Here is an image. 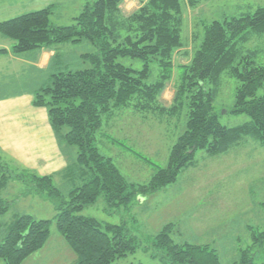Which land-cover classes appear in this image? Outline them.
<instances>
[{
	"label": "trees",
	"instance_id": "16d2710c",
	"mask_svg": "<svg viewBox=\"0 0 264 264\" xmlns=\"http://www.w3.org/2000/svg\"><path fill=\"white\" fill-rule=\"evenodd\" d=\"M200 1L147 0L125 14L121 9L125 0H94L70 26H53L51 8L0 22V35L13 42L15 55L84 41L97 49L84 56L90 59V67L54 75L33 102L35 107L47 109L54 130L67 129L64 140L76 148L77 166L87 181L64 196L51 176L29 172L14 176L33 194L47 195L54 202L58 230L78 257L74 264H112L139 248L138 238L125 224L111 225L83 216L86 207L102 199L112 210L130 205L136 196L167 188L183 170L194 166L198 151L210 156L225 154L246 139L264 147V50L251 46L255 38H264V7L200 24L203 34H197V39L194 34L192 60L179 69L174 105L170 109L160 105L173 78L175 54L184 45L185 3L194 9ZM120 58L141 60L143 69L127 67ZM153 64L158 67L155 81H151ZM225 72L237 84L231 112L250 119L235 128L221 125L214 107ZM185 100L186 130L172 146L167 167H156L147 185L129 184L113 159L102 155L98 147L106 122L126 108L139 113L174 112ZM8 174V166L0 160V215L9 209L1 197L9 179L14 178ZM50 224L31 216L17 218L0 244V264H22L39 252L50 236ZM250 230L252 245L241 250L235 264H253L255 256L264 257V230ZM172 231L173 226L168 225L155 239L165 251L162 264H221L216 250L208 245L177 244Z\"/></svg>",
	"mask_w": 264,
	"mask_h": 264
},
{
	"label": "rangeland",
	"instance_id": "374dc122",
	"mask_svg": "<svg viewBox=\"0 0 264 264\" xmlns=\"http://www.w3.org/2000/svg\"><path fill=\"white\" fill-rule=\"evenodd\" d=\"M93 1L33 0L32 12L51 8V24L65 27L72 25L84 7ZM146 1L125 0L121 9L123 13L130 14ZM262 7L264 0H201L194 9L185 3L184 45L175 54L173 78L160 97V105L165 109L174 105L181 75L180 66H186L192 60L194 34L195 39L197 34L199 37L203 34L200 24L222 20L225 16L237 17L247 12L254 13ZM4 41L12 43L5 37ZM78 46V51L82 52L81 67H77L75 58H71L73 63L69 70L74 72L90 67V59L84 56L97 52L89 41ZM251 46L264 50V38H255ZM118 61L137 71H141L144 66L141 60L120 58ZM151 68V81H155L158 67L153 64ZM18 76L17 79L3 76L0 85L8 83L10 89L7 90L16 92V88L10 83L18 81L22 74L19 72ZM236 86V80L225 72L214 103L215 110L220 115L219 122L228 128L242 126L250 120L246 115L236 116L231 112L235 103ZM0 92L4 93L1 86ZM187 113L186 100L185 105L174 112L139 113L126 108L119 117L113 118L111 131H106L112 140L121 144L99 143L100 152L113 159L129 184L147 185L156 167H167L172 146L186 130ZM63 130L67 131L65 128ZM72 149L77 152L76 148ZM0 160L8 166L9 176L33 173L12 164L13 161L2 155ZM61 177L55 176L54 184L64 196L87 181L83 175L84 181L78 179L75 184L70 185L63 183ZM46 196L33 194L26 183L15 177L9 179L1 194L9 203V209L0 215V244L17 218L31 216L35 220L51 223L50 236L45 246L22 264H74L78 257L59 232L55 204ZM81 214L106 224H125L138 238L139 248L136 252L112 264H162L165 251L155 244V239L168 225L173 226L171 237L177 244L208 245L217 251L221 264L239 263L241 250H248L253 242L250 228L264 230V147L252 139H246L225 154L210 156L205 151H198L194 166L183 170L175 184L148 196H136L130 205L112 210L99 199ZM254 258L253 264H264V257Z\"/></svg>",
	"mask_w": 264,
	"mask_h": 264
},
{
	"label": "crops",
	"instance_id": "0c3cea01",
	"mask_svg": "<svg viewBox=\"0 0 264 264\" xmlns=\"http://www.w3.org/2000/svg\"><path fill=\"white\" fill-rule=\"evenodd\" d=\"M32 6L33 0H0V22L31 13ZM79 44L68 43L15 55L13 42L8 44L0 35V51H6L0 53V79L3 76L17 79L18 73L22 74L20 81L10 83L16 92L7 90L10 89L8 83L0 85L4 91L0 94V158L1 155L7 157L12 164L38 176H51L53 182L55 176L61 175L62 182L70 185L78 179L82 181L77 152L65 142L66 131L52 128L47 109L35 107L33 102L35 94L48 85L54 75L71 71V58L81 67ZM119 115L106 122L101 144L118 143L106 131H111L112 119Z\"/></svg>",
	"mask_w": 264,
	"mask_h": 264
}]
</instances>
